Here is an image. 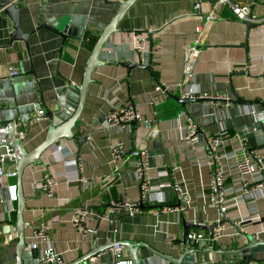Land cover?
<instances>
[{"label":"crops","instance_id":"obj_1","mask_svg":"<svg viewBox=\"0 0 264 264\" xmlns=\"http://www.w3.org/2000/svg\"><path fill=\"white\" fill-rule=\"evenodd\" d=\"M125 1L15 0L21 8L22 31L29 35L27 45L11 41L13 22L0 10V125H13L15 140L20 141L24 155L35 152L54 127L47 111L54 108L55 90L68 84L81 86L91 55L84 36L89 33L99 37ZM230 1L238 6L253 2L254 11L264 17V0ZM196 3H200L202 15L216 20L204 37L200 58L187 79V51L199 39L203 26ZM217 4L218 0H137L119 22L118 31L101 53L103 65L93 72L80 119L68 131L63 124L62 138L41 154L39 163L24 171L26 263L34 259L30 248L32 231L43 227L64 264H77L94 248L102 251L82 264L130 262L131 256L124 247L118 258L112 251L113 246L124 242L138 247L143 264H174L179 260H183L182 264H226L221 252H241L232 264H247L245 258L249 256L255 259L249 264H264V246L253 247L251 242L264 241V182L254 194L256 214L250 213L248 200L239 201L244 196L240 192L227 197L229 207L225 216L200 198L209 192L214 170L202 158L209 153L211 140L224 129L228 135L222 140L220 152L237 148L241 138H245L264 160V23L248 30L229 5ZM72 20L81 26V38L63 40L41 28H57ZM147 31L156 32L152 42L147 41ZM121 63L142 64L144 68L129 72ZM13 70L20 75L11 76ZM247 71L249 75H245ZM189 90L228 97L230 104L224 99L197 100L183 109L168 95L181 98ZM128 105H133L139 115L137 125L108 128L105 116ZM40 108L43 119L36 121ZM254 114L261 115L263 120L257 123ZM188 119L196 131L200 130L197 134L201 150H193L180 139ZM80 138L84 140L81 145ZM118 142L125 145L121 162L115 161L109 152ZM59 148L69 150L73 158L66 161ZM144 150L149 155L147 174L156 191L146 195L141 214H112L114 203L141 200L133 164ZM232 166L227 161L220 166L227 179ZM174 167L176 171H172ZM46 176L55 181L52 196L43 189ZM173 182L186 184L183 193L192 200V205L182 213L168 210L181 206ZM11 185H16L18 197V176L12 182L0 183V264L20 263L18 202L11 200ZM81 207L95 212L89 216L84 233L73 226L74 214ZM105 215L109 218L104 219ZM220 219L226 221L212 249L205 243L183 244L185 223L195 226L188 234L212 238L214 232L211 235L204 227ZM199 224H204L202 229L197 227ZM170 238H175L173 244L169 243ZM187 250L195 252L194 262L184 258ZM210 253L214 261L203 263Z\"/></svg>","mask_w":264,"mask_h":264},{"label":"built area","instance_id":"obj_2","mask_svg":"<svg viewBox=\"0 0 264 264\" xmlns=\"http://www.w3.org/2000/svg\"><path fill=\"white\" fill-rule=\"evenodd\" d=\"M3 0H0V2ZM229 5L232 9L233 14L241 22H252V23H264V17H261L256 11H254L255 3H246L241 5H234L230 0H218V6ZM195 9L199 12V17L203 22V26L200 28L199 39L192 44L188 51L185 62V76L186 78H191L193 70L200 58V54L205 45L204 37L207 36L210 26L216 20V17L213 16H204L200 13L201 5L200 3L195 4ZM251 61L247 62L246 68H250ZM20 73L18 70H13L11 76L17 77ZM182 99H194V100H222L229 103V98L221 95L214 94H200L192 90L185 91L182 93ZM40 108L37 110L36 117L34 120L40 121L43 119V111ZM139 119L133 105H128L126 107L117 108L113 110L110 114L105 116V121L108 128H125L130 126L134 121ZM13 126V125H12ZM11 125H0V183L3 180H8L12 182L16 180L18 176L17 171V153L9 146L4 145L7 141L8 134L11 130ZM228 135L227 129H224L217 136H215L209 143V153L203 157L205 164L210 167H214V170L211 174L210 188L209 192L205 195H202L200 198L205 199L207 204L211 208L219 209L222 216H225V213L228 210L229 205H227V197L235 193H243L244 196L239 199V201H249V206H251L250 213L256 214L257 210L254 208V199L257 195V191H260L262 188V183L264 182V160L259 153L252 150L247 142V139L241 138L237 148L229 152H220L222 145V140ZM180 139L183 143L189 145L193 150L203 149L201 140L197 134L196 128L193 122L188 119L187 124L184 129L181 130ZM147 139H145V143ZM144 143V144H145ZM59 152L63 155L66 161L73 158V154L69 150L59 148ZM112 158L115 161L121 162L125 156V145L122 142L113 144L109 150ZM139 158L134 162L133 169L136 175V178L140 184L141 188V200L132 201L126 199L123 202L114 203L112 207V214H118L120 212H125L128 215H137L143 212V203L146 198V195L151 192H155L156 189L151 186V178L148 177V170L150 167L149 155L146 150L142 151L139 154ZM223 161L232 162L233 166L230 168L228 174L229 179L225 172L220 169V166ZM75 165L77 162H74ZM176 171V167L172 169ZM228 180L230 184H228ZM55 185V181L49 176H46L45 185L43 189L47 191L49 196H52V188ZM186 184H178L176 182L172 183L174 191L179 196L181 200V206L179 208H169V211L184 212V210L192 205V200L190 196L186 193H183V186ZM12 189L13 196H11L12 201H17L16 196V185L9 186ZM253 194V195H252ZM95 215L94 210L91 208H79L73 217V226L80 232L84 233L87 231V222L89 216ZM104 219H108L109 215H105ZM222 219L217 221V226L215 228L212 238L196 234L189 233L187 235V243L191 244H207V247L212 249V245L215 244L223 232V225H221ZM237 223H235L236 225ZM204 226V224H199ZM237 226H239L237 224ZM175 238H170L169 243L173 244ZM30 248L33 251L39 252L38 264H64L63 260L55 253L54 248L51 244V235L49 232L43 228L38 227L33 229L32 237L30 242ZM115 256L118 258L123 248L119 245H115L112 248ZM196 255V254H195ZM194 255V256H195ZM196 259V256H195ZM214 261V255L209 254L208 259H203V263ZM116 264H132V262L118 261Z\"/></svg>","mask_w":264,"mask_h":264},{"label":"water","instance_id":"obj_3","mask_svg":"<svg viewBox=\"0 0 264 264\" xmlns=\"http://www.w3.org/2000/svg\"><path fill=\"white\" fill-rule=\"evenodd\" d=\"M137 0H127L123 2L119 8L118 13L116 16L111 20L109 25L105 28V30L99 35L97 42L94 46V48L91 51L90 58L88 60L86 70L83 76V81L80 87H75L72 84H68L62 88H58L54 92V103H53V110L47 111V118L51 119L54 127L49 132L47 140L32 154L30 155H24V152L22 150L20 141L15 140V129L12 126L11 130L8 134L7 141L4 143V145L12 147V149L17 153L18 155V177L20 181L19 185V191H18V210H17V224H16V230L19 234V247L18 251L20 254V263L19 264H28L24 261L23 257L27 254H23V251L26 248L25 244V227L23 224V211L25 208V202L26 198L24 196L23 190H22V177L24 174L25 169L30 165H36L40 162L39 157L41 154L48 148H51L55 145V143L62 138L61 135L63 134V130L61 129V126L64 124V129L68 131L69 128H73L78 120L81 117V112L83 108V104L85 101V98L87 96L88 88L90 84L92 83V75L96 68L103 65V62L101 61V53L103 51L104 46L106 45L107 41L110 39V37L118 31V24L123 19V17L126 15V13L129 11V9L134 5V3ZM0 10L4 12V15L8 17L14 25V32L11 36V41H23L25 44H28L29 35L24 34L21 28V15L20 11L21 8L16 6L15 0H3L0 2ZM247 29L251 30L252 28H256L260 24L252 23L250 21L246 22ZM80 25L77 21H70V22H62L60 23V26L57 28H53L47 25L41 26V28L47 29L52 31L53 33L60 36L63 40L67 39L68 37H76L81 38L83 32L80 30ZM147 33L149 39L148 42H152L153 35L156 34V32H145ZM121 66L126 68L129 72H131L132 69L135 68H144L142 64H131V63H121ZM148 71L151 70V65L147 68ZM245 75H249V71L245 73ZM164 90V88H161ZM171 99H175L182 107L183 109L187 108V105L189 103H195L194 99H181L173 94H168ZM243 104L244 102H240ZM262 105V104H261ZM264 108V105H263ZM255 121L258 123L259 121L263 120L262 116L259 114H254ZM132 126H136L137 122H133L131 124ZM200 130L197 128V133L199 134ZM73 138V136H70ZM68 136V138H70ZM79 144L81 145L84 140L78 139ZM14 143V145H13ZM132 147V146H131ZM21 186V187H20ZM224 218V217H223ZM226 219H224L221 222V225L225 224ZM217 224H213L208 227H204V229L210 231L211 235L214 232V229L216 228ZM195 227L190 224L185 223L184 224V239L183 244H187V235L190 228ZM199 229H202V226H197ZM253 247L257 246H264V241L262 242H256L254 243L253 240H251ZM121 247H124L131 256L132 264H143L141 259L139 258V249L137 246H133L132 244H129L128 242L117 244ZM96 247V246H95ZM114 247V246H113ZM112 247V248H113ZM110 248V247H109ZM108 248V249H109ZM102 250H99L98 248H94L92 250L91 254L87 257H85L83 260H80L77 262V264H82L83 261L89 258H93L96 254L101 252ZM236 252V251H235ZM246 252H250L249 249L246 250ZM195 252L192 250H187L185 252L184 258H188V260L194 262V255ZM220 254H223L224 259L226 261V264H232L233 260L240 258L242 255L241 252L237 253H225L221 252ZM32 258H34L30 264H38V258H39V252L33 251L32 252ZM23 259V263H22ZM169 259V258H168ZM245 260L247 261V264L254 261L255 259L252 256L246 257ZM183 260L179 261H173L174 264H182ZM195 264H197L195 262Z\"/></svg>","mask_w":264,"mask_h":264},{"label":"trees","instance_id":"obj_4","mask_svg":"<svg viewBox=\"0 0 264 264\" xmlns=\"http://www.w3.org/2000/svg\"><path fill=\"white\" fill-rule=\"evenodd\" d=\"M97 39H98V37H96V36H94L93 34H86L85 36H84V39H83V41H84V44H85V46L90 50V51H92V49L94 48V46H95V44H96V42H97Z\"/></svg>","mask_w":264,"mask_h":264}]
</instances>
